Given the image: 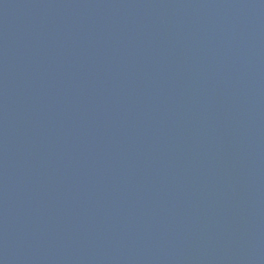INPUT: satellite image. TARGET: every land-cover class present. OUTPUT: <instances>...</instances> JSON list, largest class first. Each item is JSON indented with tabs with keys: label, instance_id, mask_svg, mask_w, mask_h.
<instances>
[{
	"label": "water",
	"instance_id": "obj_1",
	"mask_svg": "<svg viewBox=\"0 0 264 264\" xmlns=\"http://www.w3.org/2000/svg\"><path fill=\"white\" fill-rule=\"evenodd\" d=\"M0 264H264V0H0Z\"/></svg>",
	"mask_w": 264,
	"mask_h": 264
}]
</instances>
